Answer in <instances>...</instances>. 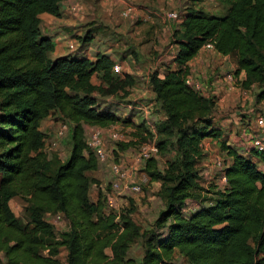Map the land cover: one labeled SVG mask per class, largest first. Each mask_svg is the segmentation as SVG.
<instances>
[{
    "label": "trees",
    "instance_id": "trees-1",
    "mask_svg": "<svg viewBox=\"0 0 264 264\" xmlns=\"http://www.w3.org/2000/svg\"><path fill=\"white\" fill-rule=\"evenodd\" d=\"M219 1L227 5L222 15L187 7L174 33L175 66L150 75L164 114L156 145L160 153L171 149L176 154L166 170L154 155L146 162L150 180L163 185L165 208L153 227L142 231L129 215L117 220L108 211L110 188L105 193L99 189L91 199L99 179L89 173L101 161L89 147L85 127L107 129L121 121L100 107L95 93L127 90L134 76L113 71L115 61L107 53L86 56L85 48L94 40L88 32L77 52L51 57L56 45L44 32L43 19L61 16L71 1L0 0V264H61L60 247L67 251L66 264H174L178 254L187 264H264V151L245 154L221 141L229 161L222 172L227 183L216 187L210 204L185 213L187 200L198 201L203 141L223 136L214 123L217 97L186 82L190 61L212 41L216 53L235 57L237 76L245 72L242 87L258 86L256 99L264 101V0ZM54 111L70 123L65 161L43 151L41 124ZM133 126L140 136L151 134L145 122ZM15 196L28 203L25 218L10 207ZM52 214L67 219L66 231H57L47 218ZM137 238H144L140 262L128 257Z\"/></svg>",
    "mask_w": 264,
    "mask_h": 264
},
{
    "label": "rangeland",
    "instance_id": "rangeland-1",
    "mask_svg": "<svg viewBox=\"0 0 264 264\" xmlns=\"http://www.w3.org/2000/svg\"><path fill=\"white\" fill-rule=\"evenodd\" d=\"M72 2L64 3L65 9L61 14V21L57 24V30H60L59 34L62 36L60 41L63 45V49L58 48L57 53L63 51L66 53L77 52L81 47V39L88 32L92 34L94 40L86 46L84 52L86 56L94 59L97 52L107 53L114 59L115 63L122 65L123 73H128L135 78L133 86L128 87L127 90L119 91L110 96L101 93H95V95H97L98 103L102 109H111L121 120L104 131L107 151L112 154L113 151L117 150V154L112 155L122 160L127 167L125 168L132 172V180L142 186L140 192L124 189L118 194L119 207L117 213L121 217L124 214L129 215L141 227L142 231H145L153 227L160 211L165 208V200L161 196L163 185L160 181L153 182L150 180L145 171L146 162H138L142 146L148 143H157L160 138L157 125L164 119V114L159 103L155 100V94L150 85V75L155 71L163 74L166 69L175 66L174 57L177 52V45L174 43V33L177 29L179 30L182 23L181 21L165 19L164 12L176 11L183 16L187 7H195L204 9L210 14L222 15L227 5L219 0H127L128 4L136 8L137 14L134 18H124L121 13L125 4L120 2L106 0H73ZM72 4L79 8L77 12L72 10ZM43 21L44 29L47 28L50 21L44 19ZM71 41L77 45L75 51L69 49ZM53 54L56 53H51V57ZM209 58L213 61L211 65L213 63L217 65L216 69L208 67L206 72H200V81L204 82L205 85L210 84L216 76L224 78L231 72L235 75L236 65L233 58L215 60L216 62H214L211 54H209ZM203 70V68H199L198 71ZM193 77L196 79L195 76ZM93 80L96 84L100 83L97 76ZM241 80L236 81L234 97H237V100L236 102L231 100L232 104L229 109H226L223 103V105L216 104L214 123L215 126L221 127L223 136L217 142L209 141L207 143L208 151L199 164L201 169L199 185L201 188L195 192L198 201L189 199L184 205L185 213L188 215L198 209L201 204H210L212 198L215 197L216 187L218 189L223 188L221 175L229 161L226 153L220 149L221 141L226 144L238 145L235 140L236 137L233 138L232 130H230L228 115L244 114L243 111L254 108L255 123L259 116H264V101H257L256 99L259 87L255 85L251 89H245L241 85ZM243 98L246 99L245 105H242ZM225 112L228 113L227 116L223 115ZM142 122L146 123L151 134L144 132L143 136H140L135 132L134 123ZM222 122L226 124L223 125ZM64 124H67L69 129L65 135L59 136L58 132ZM85 127L86 139L88 140L91 130L95 127L88 124ZM41 129L46 134V144L43 151L51 159H57L55 155L57 154L62 161H65L69 156L71 146L69 121L65 120L59 112L54 111L42 121ZM114 133L119 138L113 137ZM144 138L146 140H143ZM131 142L134 144L130 148L125 150L121 148L122 144ZM175 154V151L171 149L165 154L158 151L154 155L155 159L158 160V167L161 170H166L168 161L174 158ZM217 160H221L223 166L218 165ZM111 162L112 158L107 162H100L99 169L89 173L99 179V185L92 187V200L98 196L99 189L105 193L111 188L113 180L110 169ZM27 204V201L21 196H15L10 201L11 209L17 217L21 218H25ZM47 218L55 225L58 232L66 231L69 227V223L63 215L52 214L48 215ZM107 253L108 255L112 254L110 249H107ZM144 253V238H137L130 246L128 257L140 262ZM66 255L65 248L60 247L58 258L61 264H66ZM1 259L2 262H5L3 256ZM174 264H187V262L183 256L178 254Z\"/></svg>",
    "mask_w": 264,
    "mask_h": 264
},
{
    "label": "built area",
    "instance_id": "built-area-1",
    "mask_svg": "<svg viewBox=\"0 0 264 264\" xmlns=\"http://www.w3.org/2000/svg\"><path fill=\"white\" fill-rule=\"evenodd\" d=\"M73 1V0H68ZM110 2H120L125 4V6L122 9V16L124 18H134L136 16V8L127 3V0H106ZM73 3V2H72ZM72 10L77 12L79 8L72 4ZM164 17L167 20L171 21H183V16L179 14L176 11H165ZM205 50H215L214 43L212 41H208L204 44L202 47ZM69 49L71 51H75L77 49L76 43L74 41H71L69 44ZM114 71L116 73L122 74V65L120 63H115L114 65ZM227 80V88L229 90H232L235 88L236 84V77L234 73H229L226 75ZM186 82L188 85L192 86L195 90L201 92L202 94L208 96L209 90L206 89V86L198 80L193 77L192 74L188 75L186 77ZM218 103V98H217ZM255 132L250 137L248 142V151L255 149L257 151H264V116H259L257 119V122L255 123ZM68 125L64 124L62 125L61 129L58 132L59 136H63L68 131ZM108 130V129H107ZM104 131L106 129L95 127L91 130L89 134V147L94 151V153L97 155L99 160L101 162H107L109 159L112 158V162L110 165V169L112 172L113 180L111 182V188L106 193V204L107 209L112 211L117 215V219L119 218L120 214L117 213V209L119 207V200H118V194L121 193L122 190L131 189L136 192H140L142 190V186L139 183H135L132 180V172L130 170H127L125 164L122 162L120 158L114 157L112 154L116 155L113 151L112 154L107 151L106 145H105V139H104ZM115 138H119L116 133L112 135ZM158 153V146L155 143H148L144 144L142 148L140 149V156L138 158V162H147L153 155ZM217 164L220 166H223V163L221 160H217ZM126 167V168H125ZM225 169V167H224ZM223 169V170H224ZM221 182L223 184V187H225L227 183V177L225 174L221 175Z\"/></svg>",
    "mask_w": 264,
    "mask_h": 264
},
{
    "label": "crops",
    "instance_id": "crops-1",
    "mask_svg": "<svg viewBox=\"0 0 264 264\" xmlns=\"http://www.w3.org/2000/svg\"><path fill=\"white\" fill-rule=\"evenodd\" d=\"M65 9V6H63L62 11ZM61 16L56 17L53 15H49L46 18H44V20L46 21H50L48 22V26L47 28H44V32L50 36H52L53 41L55 43V55L53 54V57H57V56H61V55H65L67 54L66 51L63 52H58V48L63 49V45L62 42L60 40H62V36L59 34L60 30H57V24L61 21L60 20ZM166 19V18H165ZM56 23V24H53ZM46 24V23H45ZM52 25V26H51ZM53 52V53H54ZM209 54H211L213 56L214 62H216L215 60H222V59H231L233 58L235 60V57L233 56H223L221 54H218L215 52V50H205V49H201L198 54L190 61V66H191V74L193 76L196 77V79L201 80L200 77V72H206L208 67L214 68L216 69V65L217 64H212L211 63L213 61L209 60ZM219 64V62H218ZM236 65V63H235ZM195 66V67H192ZM237 67V66H236ZM199 68H203V71H198ZM222 72V71H221ZM120 74V73H119ZM163 75V74H161ZM226 77V76H225ZM220 78V76H216L214 80H212V82L210 84L205 85L204 82H202L204 84V86H206V89L209 90V93L216 95V97L218 98V103L220 104H225V108L229 109V106L232 104L231 100L233 99V102H236L237 97H234L235 95V90H229L227 88V80L226 78ZM236 79H244L245 78V72L242 71L238 76L235 74ZM245 101L246 99L243 98V102L242 105H245ZM217 103V104H218ZM222 104V105H223ZM254 108H251L249 111H243L244 114H240V113H235L232 115H228V113H223L224 116L229 117L230 120V130H232V135L234 136L233 138L236 137V141L238 143V145H234L238 148L239 151H241V153H245V154H249L248 151V142L250 137L254 134L255 132V121H254ZM245 114H248L247 116ZM222 115V116H223ZM246 116V117H245ZM223 123V122H222ZM226 123H223V125H225ZM232 124V125H231ZM116 126V125H115ZM219 139H214V138H207L203 141V145H204V151L207 152L208 148H207V143L210 141H214L217 142Z\"/></svg>",
    "mask_w": 264,
    "mask_h": 264
}]
</instances>
